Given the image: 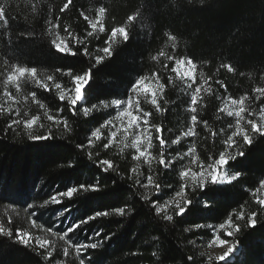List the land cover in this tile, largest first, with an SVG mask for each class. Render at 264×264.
I'll list each match as a JSON object with an SVG mask.
<instances>
[{"label": "trees", "instance_id": "16d2710c", "mask_svg": "<svg viewBox=\"0 0 264 264\" xmlns=\"http://www.w3.org/2000/svg\"><path fill=\"white\" fill-rule=\"evenodd\" d=\"M135 99L145 156L115 135ZM263 116L264 0H0V264H264ZM224 156L230 182L185 178Z\"/></svg>", "mask_w": 264, "mask_h": 264}, {"label": "rangeland", "instance_id": "374dc122", "mask_svg": "<svg viewBox=\"0 0 264 264\" xmlns=\"http://www.w3.org/2000/svg\"><path fill=\"white\" fill-rule=\"evenodd\" d=\"M176 71L179 76L185 79H190L192 78L193 74V68L192 65L189 62L179 60L176 63ZM21 76L25 75V72L20 73ZM11 82H16L15 80H11ZM141 82V81H140ZM138 83V91L143 93V94H149L153 95L156 89V85H152V81L142 80V84ZM86 83V81H85ZM82 91L83 88H81V85L77 82L76 83V89H75V99L74 101L77 102L80 100L82 96ZM82 99L78 102H81ZM138 100L135 99V101H125V102H120L117 104L116 107H119V109L115 110L117 114V123L115 125L116 129V134L115 135H121V136H130L131 137V146L134 148V150L137 152L138 155L140 156H145L146 153L149 151L150 146H151V134L149 131V128L146 127V122L144 119H142V116L140 115V112L138 113V106L134 103L137 102ZM262 123L264 125V116ZM257 126H254V129H256ZM111 138L114 139V135H111ZM225 158V159H224ZM221 160L224 161V164H221ZM226 163H227V158L224 156L221 159H219L214 165L211 166H199V167H194V168H189L183 172L185 178L188 177V179L191 182H197V181H211L214 183H228L232 180L231 175L227 172L226 169ZM259 201L264 202V187L261 189L259 193ZM177 204H179L180 208L183 206L182 198L181 196L175 197L173 200L168 201V206L171 207H177ZM264 205V203H261ZM180 208H178L180 212ZM60 221V220H59ZM63 226V231L66 230V232L62 233L60 232L63 240L65 239V234H67L69 231H71L74 228L75 224H71V221L69 219H66L62 222ZM57 225H60V222L57 223ZM235 230L234 223L231 221L229 223H226L223 225V227H218L216 229V232L221 231L223 232L226 236L228 233H231ZM215 232V231H214ZM215 236L214 239L208 244L206 249L203 251L208 254V256L211 259L223 261V260H228L231 259L239 250V247L236 245L233 249V252L230 253L227 257H225V253L228 252V248L232 247L234 244L221 238L218 233ZM44 236V235H43ZM40 242L45 243V241L40 238ZM225 243V244H224ZM223 244V245H221ZM64 251V259L66 260L65 262L73 259L71 255L68 254V249L63 248ZM75 251V249H74Z\"/></svg>", "mask_w": 264, "mask_h": 264}, {"label": "snow or ice", "instance_id": "6c2138e0", "mask_svg": "<svg viewBox=\"0 0 264 264\" xmlns=\"http://www.w3.org/2000/svg\"><path fill=\"white\" fill-rule=\"evenodd\" d=\"M109 51H110V49H109ZM72 54H75V53H72ZM99 60H100V59H99ZM99 60H98V62H99ZM89 79H90V73H85L83 76H80V75L77 76L75 82H76V83L78 82V83L81 85V88H84V87L87 85V83L89 82ZM85 81H87V83H85ZM140 83L142 84L143 82L141 81ZM59 98H60L61 100L64 99V98H62L61 96H60ZM81 99H82V96H81L80 100H81ZM80 100H78V101H80ZM78 101H77V102H78ZM77 102H76V104H77ZM76 104H72V105H76ZM256 133L264 134V131H261V130H260V126H257V127H256ZM41 139H46V137H42ZM243 139H244L245 142H247L248 144H251V143H252V140L250 139V137H249L248 135H244V136H243ZM241 155H243V154L241 153ZM224 159H225V158H224ZM221 164H224V161H223V160H221ZM235 178H236V177H232V179H235ZM72 191L74 192L75 189H73ZM66 195L71 196V195H72V192H68V193H66ZM177 195H179V193H177ZM261 203H264V202H261ZM177 207L180 208L179 204H177ZM120 211H123V209H121ZM156 211L159 212V211H160V208H159V207H156ZM184 212H185V209L180 208V214L183 215ZM241 218H243V213H241ZM166 219L171 220L172 217H171V216H168V217H166ZM255 223H256L255 220H252V221H251L252 226H254ZM221 227H223V225H221ZM237 230H238V229H237ZM4 234H5V235H9V236L12 235L10 232H8V233H4ZM228 235H231V233H228ZM19 242H20L21 244H24V245H27V244H28V240H27V239H23V238L19 239ZM224 244H225V243H224ZM221 245H223V244H221ZM40 247H44V246H42V245L40 244ZM91 247H92V248H95L96 245H95V244H92ZM234 247H235V245H233L232 247H229V248H228V252L224 254L225 257H227L230 253L233 252ZM49 255H51V253H49ZM81 264H83V261H81Z\"/></svg>", "mask_w": 264, "mask_h": 264}]
</instances>
